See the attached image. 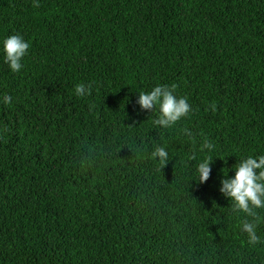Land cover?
Here are the masks:
<instances>
[{"label":"trees","instance_id":"obj_1","mask_svg":"<svg viewBox=\"0 0 264 264\" xmlns=\"http://www.w3.org/2000/svg\"><path fill=\"white\" fill-rule=\"evenodd\" d=\"M157 85L190 105L168 127L137 103ZM250 154L264 0H0V264H264V207L220 190Z\"/></svg>","mask_w":264,"mask_h":264},{"label":"clouds","instance_id":"obj_2","mask_svg":"<svg viewBox=\"0 0 264 264\" xmlns=\"http://www.w3.org/2000/svg\"><path fill=\"white\" fill-rule=\"evenodd\" d=\"M6 60L13 71L21 67L22 57L27 55L30 47L29 41L20 34L7 36L2 41ZM175 88V85L172 86ZM86 86L78 83L74 92L77 96L85 94ZM8 97L4 98L7 103ZM137 103L143 109H152L154 105L159 106L160 116L156 123L168 127L189 113L190 105L186 98H178L174 91L168 86L157 85L151 92H141ZM153 156L159 157L161 165L167 162V151L160 147L153 152ZM210 157H205L198 165V175L201 183L206 182L211 172ZM258 170V171H257ZM227 197L231 198L236 208L245 213H252L253 208L264 207V155L256 157L248 155L246 159L235 166V176L222 180L220 189ZM243 229L249 234V243H256L255 224L245 222Z\"/></svg>","mask_w":264,"mask_h":264}]
</instances>
